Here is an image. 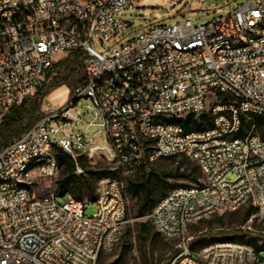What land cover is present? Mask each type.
Returning <instances> with one entry per match:
<instances>
[{
  "label": "built area",
  "instance_id": "1",
  "mask_svg": "<svg viewBox=\"0 0 264 264\" xmlns=\"http://www.w3.org/2000/svg\"><path fill=\"white\" fill-rule=\"evenodd\" d=\"M181 3L168 0L170 8ZM226 6L203 23L150 19L134 32L121 18L133 0H0V120L36 92L61 54L80 51L86 75L0 151V264H100L120 243L128 222L122 179H98L93 217L88 197L59 203L54 189L36 192L34 175L59 173L54 147L126 170L188 156L202 177L168 191L145 216L179 241L169 264H264L252 245L211 241L193 250L188 235L199 220L249 205L247 222L264 221V140L238 135L241 115H264V0L220 15ZM95 42L117 47L97 50ZM205 112L212 124L202 129L167 122Z\"/></svg>",
  "mask_w": 264,
  "mask_h": 264
},
{
  "label": "rangeland",
  "instance_id": "2",
  "mask_svg": "<svg viewBox=\"0 0 264 264\" xmlns=\"http://www.w3.org/2000/svg\"><path fill=\"white\" fill-rule=\"evenodd\" d=\"M242 0H182V3L175 8H170L168 0H133V9L122 13L121 18L133 22L132 30L139 31L142 26L149 24L150 19H157L159 22L172 23L183 19V16H189L195 24L203 23L212 18L218 13L213 12L214 8L227 4L226 8L220 12V15H224L229 12L235 5ZM130 30L129 32H132ZM94 47L97 50H113L117 47V44L111 42L110 44L101 45L99 42L94 43ZM67 54H61L58 56L57 61L64 60V66L56 68L54 76H57L56 80H70V84H64L61 87L52 90L42 101L41 113L48 109L53 100L58 101L60 98L66 99L67 97L75 93L74 90L84 83L85 71L84 69L77 75L69 79V70L71 59H68ZM56 61V62H57ZM53 78V77H52ZM51 78V79H52ZM50 79V80H51ZM48 80V82H50ZM44 84V81L40 83V86ZM50 85V83H48ZM63 92H65L63 94ZM61 94V95H60ZM87 100L82 99L81 103H85ZM66 101H64L65 103ZM252 115H246V119H251ZM96 129H91L92 133ZM251 133H258L256 129H252ZM96 143L102 145L104 140L102 136H98ZM52 153H54L52 151ZM186 155L170 156L167 158H158L152 160L147 170L151 172L159 173H176L179 166H183ZM93 165H107L112 168H120V178L126 183L129 178H137L143 171L142 168L134 170H126L123 167H119L115 162L107 160L104 157H96L92 160ZM60 174L52 179H38L34 175V189L40 195H43L51 189H55L56 181ZM170 184L177 185H190L192 182L181 179H168ZM128 198V222L125 225L124 231L121 236V241L112 253L103 254L100 258V264H165L168 258L172 255L176 256L179 252L177 239L168 238L163 235L156 236L154 234L155 228L152 232H145L142 228V223L149 221L145 216L136 215V198L132 194L125 190ZM61 197L58 198V202H62ZM95 198H92L86 209V215L93 217L97 212L95 204ZM248 206H245L235 212L217 213L209 216L208 218L197 221L191 224L188 235L191 238V242L198 240H218L226 232H239L242 229L241 226H245V231L250 234H256L264 230V221H254L252 224L247 220L242 221ZM250 226V228H248ZM244 230V229H243ZM264 257V253H262Z\"/></svg>",
  "mask_w": 264,
  "mask_h": 264
},
{
  "label": "trees",
  "instance_id": "3",
  "mask_svg": "<svg viewBox=\"0 0 264 264\" xmlns=\"http://www.w3.org/2000/svg\"><path fill=\"white\" fill-rule=\"evenodd\" d=\"M68 59H71L69 70V79H71V77L77 75L84 69L82 53L78 50L72 51L69 53ZM61 66H64V60L55 62L52 69L45 76L43 80L44 84H42V86L39 85L36 92L27 97L23 102L12 106L1 118L0 151L10 142L25 134L37 122L41 116L42 101L52 90L64 84H70V80H56L57 76H54L57 75L55 74L56 68H60ZM48 80H50V82H48ZM85 80L86 75L84 76V83ZM48 83H50V85ZM225 99L226 97H223V100ZM167 122L177 123L187 130H198L211 125L212 116L210 112H205L199 116L189 114L184 118H170ZM253 128L258 131L257 134L264 140V115H254L251 119H246V115H241V126L238 135L244 137ZM53 152L60 168L58 173L60 176L56 181L54 189L59 197L64 198L68 195H72L78 199L88 197L91 200L96 197L95 190L98 179L102 177L121 179L120 168H112L102 164L93 165L92 160L96 157L91 158L80 152L73 157L59 147H54ZM147 166L148 165H143L138 167L143 169L142 173L137 178L127 179L124 188V191H129L132 196L136 198V215L141 217L146 216L155 203L168 191L175 187L182 186L170 184L168 179H181L195 184L198 182L199 178L202 177L200 166L191 158H186L183 166H179L176 173L151 172L147 170ZM119 167L121 166L119 165ZM78 169H80L81 172H79ZM252 213L253 207L249 205L243 215L242 221L248 220ZM142 228L145 232H152V229L155 227L149 220L142 223ZM154 234L158 237L161 236L157 230H155ZM197 241L198 240H194L191 242L193 250H197L200 246L211 241H234L252 245L258 252L264 253V230L256 234H250L248 231L241 229L239 232L233 231L223 233L222 237L218 240ZM173 258L174 255L170 256L165 264H169Z\"/></svg>",
  "mask_w": 264,
  "mask_h": 264
}]
</instances>
